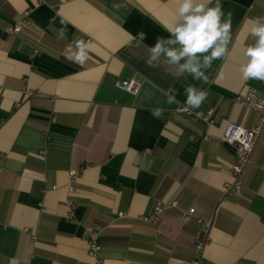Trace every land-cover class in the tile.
<instances>
[{
  "label": "crops",
  "instance_id": "obj_1",
  "mask_svg": "<svg viewBox=\"0 0 264 264\" xmlns=\"http://www.w3.org/2000/svg\"><path fill=\"white\" fill-rule=\"evenodd\" d=\"M220 2L232 42L202 84L146 64L174 0H0V264H190L197 217L213 220L201 264H264V122L241 188L225 195L235 149L221 140L228 121L260 122L236 97L249 87L264 97V81L240 72L264 0ZM24 16L30 28L10 31ZM74 38L92 44L83 66L65 59ZM133 76L136 94L117 85ZM188 84L208 91L192 113ZM171 88L179 103H167ZM209 109L208 120L196 113Z\"/></svg>",
  "mask_w": 264,
  "mask_h": 264
},
{
  "label": "clouds",
  "instance_id": "obj_2",
  "mask_svg": "<svg viewBox=\"0 0 264 264\" xmlns=\"http://www.w3.org/2000/svg\"><path fill=\"white\" fill-rule=\"evenodd\" d=\"M176 8L171 24L162 26L168 36H158L154 46L144 45L147 50L146 64L149 67H164L176 81L187 75L202 84H209L210 77L206 73L212 68L215 60L226 57L232 42V12L226 14L220 0H174ZM211 5V6H210ZM119 9L121 5H113ZM54 23V20L52 21ZM71 23L61 17L62 27L58 29V39H65L66 25ZM249 35L253 43L244 47L246 62L241 64L242 79L264 81V17H256L250 21ZM135 39V38H134ZM146 34H138L137 46L143 43ZM92 50L90 41L73 39L68 45L65 59L83 66L89 59ZM167 103H179L176 97L179 90L171 88L166 91ZM186 97L183 110L199 108L208 97V91L195 85L184 86ZM181 109H178V111ZM162 109H156L153 115H162Z\"/></svg>",
  "mask_w": 264,
  "mask_h": 264
},
{
  "label": "built area",
  "instance_id": "obj_3",
  "mask_svg": "<svg viewBox=\"0 0 264 264\" xmlns=\"http://www.w3.org/2000/svg\"><path fill=\"white\" fill-rule=\"evenodd\" d=\"M30 26L31 20L27 16H24L19 21L12 24L9 27V30L12 32L22 33L25 32L26 29L30 28ZM117 85L124 90L136 94L141 88L142 81L139 78L133 76L129 79L118 81ZM236 101L243 107L259 111L260 122L254 127H246L234 121H228L225 126V129L221 135V140L224 142H228L234 146L235 159L231 164V173L233 176V180L232 182L226 183L224 185V195L230 193L232 189L239 190L241 188V175L243 172V168H245L251 162L252 152L264 122V97H260L257 94L256 89L249 87L244 93L240 92L236 97ZM185 112L192 113L194 111L192 109H189ZM196 113L203 119L208 120L210 118L212 110L209 109L206 112L197 110ZM77 174V170H70V188L73 187L71 186V182L74 181ZM71 206L73 207V204H71ZM162 208L163 205L161 203H158L155 207L154 214L150 217V220L156 222L157 214L162 210ZM192 211L193 209H190L188 212H186L184 214V218L189 217L190 213H193ZM197 220L202 225L196 238V253H198V255L190 261V264H201L202 254L206 244L209 241L210 228L213 224L212 219L197 217ZM99 247L100 245L97 242V236H94L90 242V251L93 252Z\"/></svg>",
  "mask_w": 264,
  "mask_h": 264
}]
</instances>
